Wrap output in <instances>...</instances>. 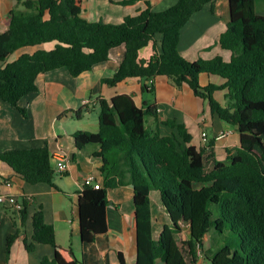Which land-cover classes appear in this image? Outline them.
I'll return each mask as SVG.
<instances>
[{
	"label": "trees",
	"instance_id": "1",
	"mask_svg": "<svg viewBox=\"0 0 264 264\" xmlns=\"http://www.w3.org/2000/svg\"><path fill=\"white\" fill-rule=\"evenodd\" d=\"M143 1L146 9L125 17L112 34L101 38L97 24L81 16L83 0H18L25 10L14 9L7 32L0 34V97L26 117L20 101L38 91L40 74L66 68L72 77H78L106 62L120 46L125 48L124 59L115 75L104 80L108 85L139 79L142 90L152 93L149 82L159 76L167 77L179 90L188 85L214 115L237 128L236 152L226 150V158L218 160L215 140L196 147L185 124L176 120L159 123L156 106L138 107L128 95L101 100L99 132L74 135L77 149L96 147L93 155L102 160L101 188L84 184L78 197L81 241L91 244L108 233V191L131 185L138 252L135 264H198V249L211 264H264V16L257 14L255 0H228L230 21L219 44L232 53L231 60L216 57L192 62L179 52L181 31L213 0H177L158 12L152 10L149 0ZM157 35L161 37L160 53L154 45L153 55L141 59L140 51ZM48 43H55L54 48L12 59L21 49ZM202 75L218 76L223 83L203 87ZM217 92L223 93L224 103L215 98ZM150 118L156 121L155 128L148 124ZM159 124L174 133L162 135ZM0 163L32 185H52L58 175L47 147L0 152ZM152 191L159 193L171 221L158 239L152 234ZM22 204L19 222L16 212L7 210L15 229L7 238V261L16 240L26 236L29 202L25 197ZM185 227L190 236L183 243L187 256L179 240ZM33 228L32 242L24 238L27 252H33L36 244H56L55 229L45 222L41 205L33 216ZM212 231L220 236L227 231L233 238L215 250H206ZM118 258L120 264H127L122 253ZM41 264L57 262L44 257Z\"/></svg>",
	"mask_w": 264,
	"mask_h": 264
},
{
	"label": "crops",
	"instance_id": "2",
	"mask_svg": "<svg viewBox=\"0 0 264 264\" xmlns=\"http://www.w3.org/2000/svg\"><path fill=\"white\" fill-rule=\"evenodd\" d=\"M124 1L128 0H83L81 16L96 23L99 36L105 38L115 31L125 17L134 16L147 7L143 0L132 5H123ZM149 2L152 10L158 12L173 6L177 0ZM20 5L18 0H0V34L7 32L11 12ZM255 9L257 14L264 16V0H255ZM229 21L228 0H213L195 13L182 29L179 52L192 62L216 57L229 62L232 53L222 49L219 44L220 36L226 31ZM154 45L160 53L159 35L140 51V58L148 60L154 53ZM54 46L55 43H48L24 48L17 51L12 59L24 53H34L38 49L51 50ZM124 55V46L115 48L106 62L97 64L91 71L78 77H72L66 68L40 74L36 80L38 91L29 93L20 101L21 108L27 112L26 117L0 97V152L47 147L55 166L59 158L68 164L64 173L55 176L52 185H32L17 176L8 165L0 163V195L14 196L18 200L24 197L30 199L24 229L28 242H32L33 216L38 205L43 208L45 222L54 227L56 234L54 246L36 244L31 253L26 251L25 237L22 235L14 243L7 261V238L15 229L7 211L11 208L0 205V264H41L44 257L55 260L57 264H120L119 253L123 254L127 264L136 263L137 234L134 189L131 185L108 191V233L97 237L91 244L83 243L80 237L78 197L87 177L94 176L96 182L102 185L103 179L99 172L102 160L93 155L96 147L77 149L74 135L77 132H99L101 100L111 101L116 96L128 95L138 107L146 109L145 105L156 106L158 122L176 120L185 124L192 135V144L196 147L206 145L203 133L207 135V143L215 140L214 149L218 160L226 158V150L235 153L239 147L237 128L214 115L208 103L196 97L188 85L179 90L167 77L159 76L149 82L154 89L149 93L142 90L143 82L139 79H129L116 86L105 83V79L115 75ZM200 82L205 87L210 83L220 85L223 79L202 75ZM148 124L153 128L157 125L154 118H150ZM158 126L162 135L171 136L174 133V130L166 126ZM150 198L152 234L154 239H158L164 226L171 222L166 224L167 219L161 209H157V212L153 209L152 199L155 205L163 209L159 193L151 192ZM15 216L19 222L20 213L16 212ZM185 229L188 228L185 227L182 233ZM189 238L188 231L186 241ZM203 263L204 260L199 259L198 264Z\"/></svg>",
	"mask_w": 264,
	"mask_h": 264
},
{
	"label": "rangeland",
	"instance_id": "3",
	"mask_svg": "<svg viewBox=\"0 0 264 264\" xmlns=\"http://www.w3.org/2000/svg\"><path fill=\"white\" fill-rule=\"evenodd\" d=\"M18 9L19 10H25V8H24V6H22V5H20L19 7H18ZM220 78V77H219ZM200 84H201V82H200ZM202 86V85H201ZM218 93V94H217ZM216 94H215V98L219 101V102H223V100H224V98H223V95H222V92L220 93V92H217ZM149 96V95H148ZM239 135V134H238ZM200 133H199V140H198V142H199V144H200ZM152 192H156V191H152ZM152 205H153V209H154V211L155 212H157V209L158 210H160L161 209V211H162V214L163 215H165V217H166V219H167V223L166 224H170L169 222H171L170 221V218H169V216H168V214L161 208V207H159L158 205H155V203H154V201H153V199H152ZM157 215V214H156ZM156 217H158V216H155V218ZM169 219V220H168ZM156 221V220H155ZM164 225V224H163ZM162 225V226H163ZM186 231L184 232V233H182V234H180L179 235V240H180V246H181V248H182V250H183V252H184V254L187 256V249H186V247H185V245L183 244L184 243V241H186L187 240V238H188V229H185ZM215 236V239L213 240V238H212V236ZM233 238V236H230L229 234H228V232L226 231L225 233H224V235H218L216 232H214V231H212L211 233H210V238H208L207 239V242H206V244H205V249L207 250L209 247L210 248H212V249H216L217 248V246H222L225 242H227V241H230L231 239ZM211 239V240H210ZM233 241H235L236 243H238L239 241H238V239H233ZM203 255H204V252L203 251H201L200 249H198L197 250V253H196V256H197V258L198 259H202L203 260ZM188 260H189V258H188ZM203 264H211L206 258H204V263Z\"/></svg>",
	"mask_w": 264,
	"mask_h": 264
},
{
	"label": "built area",
	"instance_id": "4",
	"mask_svg": "<svg viewBox=\"0 0 264 264\" xmlns=\"http://www.w3.org/2000/svg\"><path fill=\"white\" fill-rule=\"evenodd\" d=\"M224 136L225 135H222V137H224ZM202 138H203L204 143L207 145L206 133H203ZM67 168H68V164L65 162V160L63 158H59V160H57V163L55 166L56 172L58 174H62L67 170ZM84 184L87 186H93L95 189L101 188V185L96 182L94 176L87 177ZM26 200L28 202L30 201V199H28V198H26ZM0 205L11 208L13 211H15L17 213H20V211L23 209L22 200H18L14 196H8L7 197V196L0 195Z\"/></svg>",
	"mask_w": 264,
	"mask_h": 264
}]
</instances>
